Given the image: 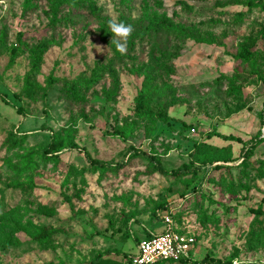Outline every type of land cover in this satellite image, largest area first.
<instances>
[{
    "label": "rangeland",
    "instance_id": "rangeland-1",
    "mask_svg": "<svg viewBox=\"0 0 264 264\" xmlns=\"http://www.w3.org/2000/svg\"><path fill=\"white\" fill-rule=\"evenodd\" d=\"M155 2L157 15L205 41H174L172 65L149 84L152 46L168 39L164 31L137 36L148 25L145 8ZM155 2H96L103 18L132 26L125 53L130 42L136 45L134 63L114 66L119 93L108 101L114 79L95 72L110 68L114 54L88 8L63 6L56 14V0H0V93L8 102L0 97V264H92L99 254L125 263L144 236L163 230L166 217L182 219L179 228L196 238V264H264V138L244 157L260 137L264 54L248 63L237 58L259 39L264 11L251 10L246 0ZM64 19L74 25L59 24ZM44 46L34 69L33 54ZM93 78L97 84L80 105L52 81ZM140 94L163 105L169 120L138 122ZM67 131L116 171H96L83 153L69 150L57 162L37 158L27 178L7 171L15 154L39 156L52 135L64 140ZM12 133L23 143L10 153ZM186 165L198 171L171 176ZM21 186H31L30 194ZM43 228L54 236L41 247L36 238Z\"/></svg>",
    "mask_w": 264,
    "mask_h": 264
},
{
    "label": "trees",
    "instance_id": "trees-1",
    "mask_svg": "<svg viewBox=\"0 0 264 264\" xmlns=\"http://www.w3.org/2000/svg\"><path fill=\"white\" fill-rule=\"evenodd\" d=\"M98 0H56V4L52 7V10L54 13H59L61 8L63 6L71 7L75 10H79L82 7L88 8L90 10V13L92 16H90L91 19L95 20L96 23L99 25V34L101 39L108 43L110 47L113 50L114 57L110 61V68H106L102 70L101 72H95L96 76L101 73H107L114 79V86L113 88L105 93V96L108 101H114L119 93V82L117 78V74L114 71V66H126L127 63H134L136 61V50H135V44H132L130 42L128 52L121 54L116 50L115 44L113 42V35L109 28V23L112 22L109 19H105L96 11V2ZM155 2V0H153ZM246 5L251 10L253 9H261L264 11V0H246ZM159 9V6L155 2L154 9H151L149 6L145 8L144 11V21H148V25L144 26L142 25L140 28V32L137 34V36L140 35L141 38L145 37L146 34H153L154 32L158 31H164L167 33L168 39L166 44H154L152 46L149 64L153 67V70L147 74L146 76V82L149 84L155 83L159 77L160 73L162 71H168V67L172 65V61L174 59V52L176 49L174 48L175 43L178 41L182 42L185 40L193 39L198 42H204L205 40L201 39L198 36L197 30L188 29L184 26L175 25L173 22H171L167 16L164 14L157 15V11ZM150 10H153L152 14ZM59 24L65 23L66 25H74L71 21V19H64L59 20ZM175 41V43H174ZM174 43V44H173ZM53 44H49V47ZM47 46H44L43 48L36 49V52L33 54V66L34 69H38L42 60L43 55L47 51ZM260 54H264V29L262 30L259 39L254 43L250 44L248 46H243L240 53L237 55V58L242 63H248L252 61L255 57H257ZM98 80V77L96 78ZM56 83H61L63 85L64 90L68 93V97L71 103L75 105L83 104L86 101V98L84 95L90 92V90L94 87V85L97 84L96 80L93 79H78L75 81H67V80H52ZM143 93V92H142ZM144 95V94H143ZM140 94L135 99V106L133 110V116L134 118L140 122H147V123H155L157 121H165L167 122L169 120V117L167 115V110L162 105L160 107L152 106L151 103ZM0 97L3 102L7 103V100L5 96H3L0 93ZM143 97V98H142ZM145 98V99H144ZM261 125H262V113H261ZM14 136V134H10V138L6 142V148L8 151L15 152L19 150L22 146V141L20 142H14L13 139H11ZM65 139L61 140L60 138H56L54 135H52V141L51 143L44 149L43 153L39 156H34L33 154H15L12 158V160L7 162V171L11 173L15 180H20L22 178H27L29 175L35 173V171L38 169V164L36 162L37 158L42 159L43 161H49L51 159H54L56 162L60 160V155L64 151H79L80 153H83L89 163V165L92 167V169L98 171L104 168H107L111 171H116L115 168L110 167L109 164H105L100 161L94 160L91 155L83 149H80L79 146L75 143L74 138L72 136V133L67 131L65 132ZM259 138L258 141L254 144L249 142L250 147L247 148L246 151H244V157L248 158L253 155L254 150L256 149L257 145L260 141L263 140L261 138V133L259 132ZM218 137H222L224 140H235L238 142H241L239 139H235L233 137H224L218 135ZM246 145V144H245ZM248 145V144H247ZM246 145V146H247ZM140 153L133 152L132 155L136 156ZM150 160L156 161L153 158H150ZM244 159V158H243ZM15 161V163H13ZM219 161L213 162L212 164H216ZM216 169H219L220 166H215ZM155 170L161 172L164 175H168V173L163 169L162 166H160L158 163L155 164ZM198 169L192 168L190 165H186L181 167L180 169L174 171L171 173L172 177L178 178L183 175H186L187 172H197ZM21 191L25 192V194H30L31 186H21L19 188ZM176 225L178 227H182V219L174 220ZM54 236V232L51 230H48L47 228H43L39 230L38 236L36 238L38 244L42 246L48 245L50 242H52ZM149 236H146V238ZM139 243V242H138ZM137 243V245H138ZM137 248V246H136ZM135 248V250H136ZM134 254L126 255V262L125 263H117L112 260L105 259V256L102 254H99L92 264H130L131 263V257ZM209 263L212 264V260H208ZM179 263H185V264H196L192 261H181ZM165 264H177V263H165Z\"/></svg>",
    "mask_w": 264,
    "mask_h": 264
},
{
    "label": "built area",
    "instance_id": "built-area-1",
    "mask_svg": "<svg viewBox=\"0 0 264 264\" xmlns=\"http://www.w3.org/2000/svg\"><path fill=\"white\" fill-rule=\"evenodd\" d=\"M261 138H264V103L262 104ZM197 245L195 237L180 229L170 217L165 218L164 228L159 233H151L140 240L137 253L130 264H165L193 261Z\"/></svg>",
    "mask_w": 264,
    "mask_h": 264
},
{
    "label": "clouds",
    "instance_id": "clouds-1",
    "mask_svg": "<svg viewBox=\"0 0 264 264\" xmlns=\"http://www.w3.org/2000/svg\"><path fill=\"white\" fill-rule=\"evenodd\" d=\"M109 28L113 37H115L113 42L116 50L121 54H124L126 52L128 38L131 36L133 31L132 26L125 23L110 22Z\"/></svg>",
    "mask_w": 264,
    "mask_h": 264
},
{
    "label": "crops",
    "instance_id": "crops-1",
    "mask_svg": "<svg viewBox=\"0 0 264 264\" xmlns=\"http://www.w3.org/2000/svg\"><path fill=\"white\" fill-rule=\"evenodd\" d=\"M264 103V102H263ZM261 110H262V107H261ZM261 110H260V116H261ZM260 125H261V118H260ZM260 129H261V127H260ZM151 233H155V232H149L148 234H147V236H149ZM144 238H146V236H144ZM144 238H142L141 240H143ZM140 242V241H139Z\"/></svg>",
    "mask_w": 264,
    "mask_h": 264
}]
</instances>
